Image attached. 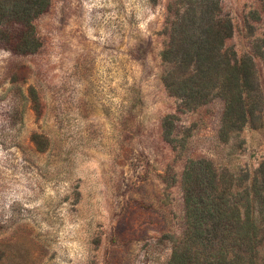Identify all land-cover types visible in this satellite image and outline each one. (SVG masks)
<instances>
[{
    "label": "rangeland",
    "instance_id": "obj_1",
    "mask_svg": "<svg viewBox=\"0 0 264 264\" xmlns=\"http://www.w3.org/2000/svg\"><path fill=\"white\" fill-rule=\"evenodd\" d=\"M28 1L30 30L0 8V264H170L185 172L264 179V0ZM213 2L250 73L243 121L216 90L167 88L194 70L191 31L169 21L192 8L200 36Z\"/></svg>",
    "mask_w": 264,
    "mask_h": 264
},
{
    "label": "trees",
    "instance_id": "obj_2",
    "mask_svg": "<svg viewBox=\"0 0 264 264\" xmlns=\"http://www.w3.org/2000/svg\"><path fill=\"white\" fill-rule=\"evenodd\" d=\"M48 2L35 0L34 12L41 13ZM0 3V8L12 6L13 10L19 9L25 28L31 29L28 0H2ZM189 10L183 16L179 12L176 14L180 17L177 23L172 20L169 23L172 22L171 30H175L179 22L181 25L184 22L186 32L191 31L188 34L191 43L184 59L191 58L194 70L175 84L167 82V88L173 95L192 99H203L216 90L227 103V117L236 116L243 121V95L250 82V73L248 66L241 70L243 66H239L236 58L224 54L223 45L231 32V23L223 19L217 2H213L207 6L206 12L201 11L202 16L207 15L208 27L200 32V36H195L194 9ZM173 39V35L169 36L170 42L162 54L165 65L170 63ZM29 41L32 42L29 44ZM20 48L24 53L33 51V40L23 38ZM163 79L170 81L166 76ZM201 164L205 166L199 170L201 182H193L194 170L185 172V232L183 243L179 250L173 251L170 264H264V179L258 182V176L251 178L246 174L241 179L230 177L226 181L222 174L213 172L209 164Z\"/></svg>",
    "mask_w": 264,
    "mask_h": 264
}]
</instances>
